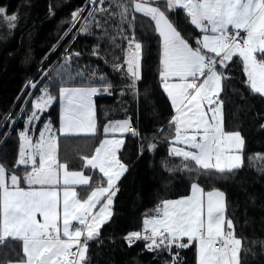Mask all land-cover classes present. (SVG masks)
Masks as SVG:
<instances>
[{"label":"snow or ice","instance_id":"1","mask_svg":"<svg viewBox=\"0 0 264 264\" xmlns=\"http://www.w3.org/2000/svg\"><path fill=\"white\" fill-rule=\"evenodd\" d=\"M104 4L105 0H88L90 10L86 6L73 11L69 32L87 11L79 31L88 33L94 26L107 36L104 23L119 15L121 26L117 33L127 41V48L123 49V62L116 57L112 69L131 81L126 87L138 98L143 45L134 30L131 36L124 35L122 25L131 14L129 27L133 28L135 13L154 22L161 43L159 78L173 109L167 125L172 134L164 139L169 144V156L181 158L179 165L169 167L168 159H163L161 166L170 173H186L191 185L190 195L162 200L154 214H145L142 230L130 232L124 239L130 246L143 240L147 251L166 253L170 259L163 264H182L179 250L190 246L196 250V264H242L243 241L236 235L234 221L226 218L225 193L215 188L206 192L199 181L201 176L230 175L244 165L245 138L240 131L225 130L221 94L225 81L231 79L227 74L229 62L239 57L247 77L244 83L252 93L264 97V0H116L118 12L112 11L111 3L108 7ZM177 9H183L199 35L185 36L179 30L170 19ZM6 12L0 7V17L9 28L15 27L17 15ZM97 14L107 19L102 22ZM111 41L115 44V37ZM98 48H94V56H99ZM72 55L80 53L66 56L65 64L54 69L59 80L49 74V83L40 89L41 94L26 101L32 111L18 133L20 145L15 163L10 169L0 163V248L7 247L10 241L22 245V256L12 259L4 254L0 264H88L89 241L99 237L101 227L110 219L117 181L129 170L119 153L131 129V118L104 126L105 138L93 154L82 157L80 170H70L69 162L58 159L61 136L96 134L93 97L111 93L115 87L106 75L97 77L95 71L88 86H63L73 79L70 74L67 80L63 78ZM97 83L100 86H93ZM58 85L59 128L49 120L34 140L37 122L57 99L50 87ZM37 86L31 81L26 85ZM27 111L21 109L22 113ZM4 119L15 123L11 112ZM260 127L264 129V124ZM130 134L140 137L138 129H132ZM180 144L184 146L178 147ZM156 146L149 143L147 148L154 150ZM144 150L142 144L140 153ZM21 168L25 170L18 174ZM84 169L98 170L99 182L90 183L95 177L85 175ZM78 186L90 189L86 197L79 195ZM252 243L264 247V241Z\"/></svg>","mask_w":264,"mask_h":264},{"label":"trees","instance_id":"2","mask_svg":"<svg viewBox=\"0 0 264 264\" xmlns=\"http://www.w3.org/2000/svg\"><path fill=\"white\" fill-rule=\"evenodd\" d=\"M87 1L0 0V7H5L8 14L19 17L13 35L8 39L9 43L0 47V163L10 169L17 158L20 145L17 129L24 126L22 117H19L7 139L4 134L11 122H6L4 117L11 112L12 119L14 118L16 110L12 109L13 103L29 79L34 83L38 82L33 95L28 99L31 101L40 87L49 83V74L59 80L54 69H60L65 64L67 54L80 53L79 56L72 55L65 66L66 74L63 78L67 80V74H70L73 79L63 86H88L89 77L95 71L97 77L106 75L115 87L111 93H98L94 96L97 125L95 135L59 138V161L62 163L69 159L67 162L70 170H80L82 157L95 150L105 137L104 126L110 121L131 118V127L138 129L140 133V137H133L129 130V134L124 136L125 144L119 155L129 166V170L117 182L118 191L113 199L110 219L101 227L99 237L89 241L88 264H163L170 259L166 253L158 255L147 251L143 240L130 246L124 239L128 233L142 230L145 214L152 213L162 200L187 196L191 189L186 173H170L161 166L163 159H168V166L174 167L181 163V158L169 156V144L164 139L172 134L167 125L173 109L159 78L160 38L155 32L154 22L141 13L134 14L136 19L133 28L129 27L131 14L122 25L124 35L131 36L134 30L136 39L143 45L142 79L137 82V98L126 87L131 81L122 78V73L112 69L116 57H120L123 62V49L127 48V41L122 40L117 33V27L121 26L119 15L107 19L97 14V19L102 22L107 19L104 23L107 36L94 26L88 33L77 32L87 11L69 32L72 26L71 13L82 8ZM115 2L116 0H105L103 6L108 7L111 3L112 11L118 12ZM121 2L128 3V0ZM170 19L185 36L199 35V30L190 24L183 9H177ZM66 32L69 33L67 36ZM112 37H115V44L111 41ZM116 45L120 47L117 48ZM97 46L99 56H94L92 53ZM60 54V60L54 63ZM233 59L235 62H229L230 67L227 69L231 79L225 81L221 99L224 100L225 130L240 131L245 138L244 165L230 175H213L211 178L201 176L199 182L205 191L215 188L225 193L226 218L234 221L236 235L243 241L240 253L242 264H264V247L259 243H252L264 241V158L257 163L249 159L257 154L264 155V129L260 127L264 124V97L251 92L244 83L247 77L243 73L242 62L239 57ZM42 75L44 76L40 80ZM93 86L100 85L97 83ZM58 90L59 85L56 88L50 87L52 95L57 98ZM30 105L26 103L25 108L28 109ZM59 110V100L56 99L50 109L43 113L40 122L51 119L55 128H58ZM25 113H22L23 116ZM160 128L164 131L160 132ZM39 130L40 128L34 138ZM153 136L157 139L153 140ZM149 143H156V148L149 150ZM142 144L145 149L143 154L140 153ZM22 169L24 168L18 173ZM84 174L95 177L90 181L93 185L99 182L101 176L98 170L84 169ZM179 251L182 264H196L194 247ZM4 254L12 259L22 256L21 243L10 241L7 247L0 248V259L4 258Z\"/></svg>","mask_w":264,"mask_h":264},{"label":"rangeland","instance_id":"3","mask_svg":"<svg viewBox=\"0 0 264 264\" xmlns=\"http://www.w3.org/2000/svg\"><path fill=\"white\" fill-rule=\"evenodd\" d=\"M5 8V7H4ZM6 9V8H5ZM6 14L7 15H13V14H8L7 12H6ZM18 17V16H17ZM18 22H19V17H18V19H17V21L15 22V26L16 25H18ZM14 29H15V27H13V28H9V26H8V23H7V21H5L2 17H0V47L4 44V43H9L8 42V39L9 38H11L12 37V35H13V31H14ZM159 35V34H158ZM161 53V52H160ZM159 62H160V57H159ZM30 80L31 79H29V82H30ZM44 86H41L40 87V89L41 88H43ZM40 89H39V91L32 97V100H34L35 98H36V96H39L41 93H40ZM59 91V90H58ZM102 94H104L103 92H102ZM166 94V93H165ZM58 100H59V96H58V98H57ZM56 100H54L53 101V103L55 102ZM53 103L51 104V105H49L48 106V108L46 109V111H48L49 109H50V107L53 105ZM59 104L61 105V102H60V100H59ZM31 111H32V109H31V105H30V107L28 108V111L24 114V116H23V114L21 115V117H22V124L24 125L23 127H22V129L21 128H18L17 129V135H18V133L20 132V131H22L23 129H24V127H25V121H26V119H27V116L28 115H30L31 114ZM45 111V112H46ZM42 117H43V114H42V116H41V119H42ZM51 121V119H46V120H44L43 122H37V124H36V131L40 128H43V125H44V123H46V122H48V121ZM124 120V119H123ZM51 123H52V125H53V127L55 128V126H54V124H53V122L51 121ZM39 124H41L40 126H39ZM36 131H35V134H36ZM39 133V132H38ZM37 133V135H36V138H38V136H39V134ZM31 134V133H30ZM35 134H34V136H33V139L35 140L36 138H34L35 137ZM19 137V136H18ZM19 141H20V139H19ZM65 141V140H64ZM63 141V142H64ZM65 143V142H64ZM178 147H183L184 145H177ZM58 150H59V146H58ZM18 154V153H17ZM264 158V155H254L253 157H252V162L253 163H257V162H259L261 159H263ZM67 161H69V159H67ZM71 161V160H70ZM63 163V162H62ZM77 189V192L79 193V195L81 196V197H86V195H87V193L90 191V189H88V188H84V187H77L76 188ZM190 192H191V189H190ZM207 192V191H206ZM113 199H114V197H113ZM110 211H111V209H110ZM186 239V238H185ZM186 241V240H185ZM187 242V241H186Z\"/></svg>","mask_w":264,"mask_h":264},{"label":"built area","instance_id":"4","mask_svg":"<svg viewBox=\"0 0 264 264\" xmlns=\"http://www.w3.org/2000/svg\"><path fill=\"white\" fill-rule=\"evenodd\" d=\"M88 7L89 8V10H90V8H91V5H88V1L85 3V5L82 7V8H84V7ZM88 15V12L86 13V15H85V17ZM84 23V20L82 19V21H81V23L79 24V27H78V29H77V32L79 31V28H80V25L81 24H83ZM80 32V31H79ZM243 35V34H242ZM67 48V47H66ZM66 48L63 50V52H65V50H66ZM62 52V53H63ZM61 53V54H62ZM61 54L56 58V60L54 61V63L55 62H57V61H59L60 59V57H61ZM66 56H69V54H67ZM52 67V66H51ZM50 67V68H51ZM49 68V69H50ZM34 76V75H33ZM32 76V77H33ZM44 75H42L41 77H40V80L42 79V77H43ZM31 77V78H32ZM39 80V81H40ZM31 81V80H30ZM28 83H29V81H28ZM27 83V84H28ZM37 84H38V82H36ZM26 84V85H27ZM26 85H25V87L23 88V90L21 91V93L16 97V99H15V101H14V103H13V107H12V109L13 110H16V112L14 113L15 114V116H14V118H13V120L15 121V123L14 124H10V126H9V128H8V130H6V132L5 133H7V135L10 133V131L14 128V126H15V124L17 123V121H18V119H19V117L21 116V114H22V112H21V109L22 108H25V106H26V101H28V99H30L31 98V96L32 95H29V93H33V91H34V89L35 88H29L28 89V87H26ZM133 128L131 127V129L130 130H132ZM4 138H5V134H4ZM4 138H3V140H4ZM219 246V245H218ZM73 250H75V249H73Z\"/></svg>","mask_w":264,"mask_h":264},{"label":"crops","instance_id":"5","mask_svg":"<svg viewBox=\"0 0 264 264\" xmlns=\"http://www.w3.org/2000/svg\"><path fill=\"white\" fill-rule=\"evenodd\" d=\"M243 34V33H242ZM72 87H74V86H72ZM96 96V95H95ZM93 99H94V97H93ZM60 116H61V105H60V110H59V125H60ZM123 119H127V118H123ZM123 119H120V120H123ZM117 121V120H116ZM114 122V121H113ZM109 123V122H108ZM107 123V124H108ZM106 124V125H107ZM58 128H59V126H58ZM57 128V129H58ZM81 135H83V134H81ZM118 135V134H117ZM105 137H103V139H104ZM110 138V137H109ZM99 145V144H98ZM97 145V146H98ZM182 145V144H181ZM94 153V151L91 153V154H93ZM90 154V155H91ZM25 169H22V171L20 172V173H18V174H22L23 173V171H24ZM86 175V174H85ZM118 182V181H117ZM77 190V189H76ZM191 194V192L189 193V195ZM180 198V197H179ZM179 198H174V199H179ZM150 214H154L153 212L152 213H150ZM39 218V217H38ZM42 219V218H41ZM143 228V227H142ZM186 240V239H185ZM21 247H22V245H21Z\"/></svg>","mask_w":264,"mask_h":264},{"label":"bare ground","instance_id":"6","mask_svg":"<svg viewBox=\"0 0 264 264\" xmlns=\"http://www.w3.org/2000/svg\"><path fill=\"white\" fill-rule=\"evenodd\" d=\"M140 154V153H139Z\"/></svg>","mask_w":264,"mask_h":264}]
</instances>
